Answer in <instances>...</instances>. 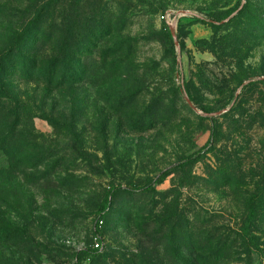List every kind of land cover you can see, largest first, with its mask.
<instances>
[{"label":"rangeland","instance_id":"rangeland-1","mask_svg":"<svg viewBox=\"0 0 264 264\" xmlns=\"http://www.w3.org/2000/svg\"><path fill=\"white\" fill-rule=\"evenodd\" d=\"M0 106V264H264V0H0Z\"/></svg>","mask_w":264,"mask_h":264},{"label":"trees","instance_id":"trees-1","mask_svg":"<svg viewBox=\"0 0 264 264\" xmlns=\"http://www.w3.org/2000/svg\"><path fill=\"white\" fill-rule=\"evenodd\" d=\"M56 1V0H54ZM198 21H202L204 20L203 18H196ZM0 109L3 110L4 114H7L10 112L11 114V120L8 121V124L3 128V131L2 133H0V143H1V139H4L6 142L9 141L10 144H17L18 142V139H16L17 137V130L18 128L21 126V118H19V112L16 110V113H14V115L11 113L13 112L14 110L10 107H5V106H0ZM3 123V118H2V115L0 116V124ZM214 133V130L212 132V134ZM201 152H195L189 156H187L186 158H184L182 161H181V165H185V164H188L192 161H194L199 155H200ZM171 170L172 168L170 169H167L163 172H161L154 180H152L151 182H149L147 185H143V186H140V187H134L132 185H129L127 187H125L126 190H129V191H134V190H142V191H148V190H154V186L155 184H160L162 183L170 174H171ZM120 188L119 187H116V188H113L111 190V193H114L116 190H119ZM253 199L251 200V204H250V213H249V216H248V219H247V223H246V226H245V232H248L249 231V227L251 226V224L253 223V219L255 217V214H256V211H255V208L253 206ZM107 208V205L104 204L102 207H101V211L104 212ZM95 232L97 234H100V231L98 229L95 230Z\"/></svg>","mask_w":264,"mask_h":264},{"label":"built area","instance_id":"built-area-1","mask_svg":"<svg viewBox=\"0 0 264 264\" xmlns=\"http://www.w3.org/2000/svg\"><path fill=\"white\" fill-rule=\"evenodd\" d=\"M163 19H165L169 25H173V23H174V21L170 20V18H168L167 16H163Z\"/></svg>","mask_w":264,"mask_h":264}]
</instances>
